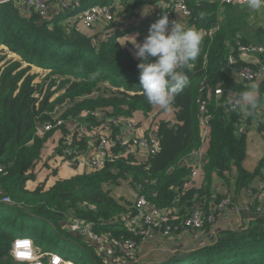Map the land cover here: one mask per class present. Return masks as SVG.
Listing matches in <instances>:
<instances>
[{"label": "trees", "instance_id": "16d2710c", "mask_svg": "<svg viewBox=\"0 0 264 264\" xmlns=\"http://www.w3.org/2000/svg\"><path fill=\"white\" fill-rule=\"evenodd\" d=\"M115 1L82 0V4L86 7ZM156 1L167 0H120V6L112 10L115 14L111 25H96L109 33L106 37L81 33L74 25L79 19L66 21L67 13L43 20L12 1L0 4V45L28 63L22 69H17L20 61L0 67V200L9 196L14 201L0 202V264H28L16 261L10 252L16 230L31 238L38 231L37 239H33L37 247L47 240L50 249L60 247L68 257L81 250L84 264H264V217L258 216L246 228L220 232L215 240L203 245L173 243L180 232L197 229L163 236L162 228H157L153 231L165 237L169 249L142 255L139 247L147 234H135L126 225L134 206L111 191V186L128 182L135 196L144 194L151 206L167 212L169 223L180 225L196 207L209 212L222 197L229 196L236 202L241 191L255 190L264 182V155L252 171L247 170L243 166L247 135L237 132L244 117L248 122L253 117L225 108L227 93H238L245 87L236 76V71L248 64L239 57V44L264 41L263 26L248 27L252 20L247 8L236 4L185 0L191 10L184 21L186 25L217 29L212 36H204L198 58L180 69L188 76V84L170 104L175 108V122L159 121L155 154L140 160L115 145L114 156L99 169L57 177L48 186L44 182L33 188L26 185L35 179V166L53 138L51 132L58 131L54 147L57 154L67 145L68 137L71 147L85 149L87 137L82 135L78 140L81 126L93 129L105 123L106 118L115 117L121 122L135 112L148 114L153 109L155 105L149 104L141 91L138 58L128 46L120 44L118 37L135 29L139 31L137 42H142L151 23L167 15L165 9L156 8L138 25H127L126 30L109 29L122 25L124 18H136L140 5ZM167 16L171 21L179 15ZM31 63L51 69L47 77L66 74L73 80L63 78L57 82L52 78L44 90L46 82L35 83L38 74L28 73ZM103 81L110 82L114 89L102 85ZM217 87L224 91L219 97L214 92ZM258 88L262 103L264 86ZM62 89L63 94L54 98ZM66 100L68 103L54 112ZM82 110L89 114L78 121ZM203 116H207L209 126L203 166L185 187L192 166L184 158L202 145ZM47 122L55 126L39 136L36 128ZM70 123L76 127H69ZM112 127L115 133L120 132V124ZM257 129L264 132L261 121ZM218 180L223 189L216 186ZM254 181L257 185H253ZM251 209L254 211V206ZM75 218L91 222L93 232L104 235L114 245L134 240L136 255L121 258L115 246L117 260L103 257L91 241L69 229L66 222ZM37 221L42 223L41 230H37ZM210 226L206 224L204 229Z\"/></svg>", "mask_w": 264, "mask_h": 264}, {"label": "built area", "instance_id": "2783aa9c", "mask_svg": "<svg viewBox=\"0 0 264 264\" xmlns=\"http://www.w3.org/2000/svg\"><path fill=\"white\" fill-rule=\"evenodd\" d=\"M9 1L14 2L16 6L27 13L32 12L37 14L43 20H49L62 13H67L68 17L66 21L79 19V21H82L88 27L96 26L100 23H111L115 14H113L112 10H114V7L120 6V0H116L111 4H92L86 7H83L82 0H0V4ZM213 1H218L221 5L236 4L242 7L241 0ZM161 6L165 9L167 15L175 13L182 16L185 20L191 15V10L186 5L185 0H167L158 5L157 8ZM216 29L217 28L214 27L210 29L199 28L198 30H200L204 36H212ZM238 50L240 53L244 54L264 56V46L257 44H239ZM236 76L244 85L261 82L264 80V60L258 59L254 63H248L240 67L236 71ZM112 88L114 89V87ZM214 92L217 97L224 93L223 89L220 87L215 88ZM234 94L236 93L228 92L227 96L229 97V95ZM88 114L89 111L82 110L78 121H81ZM259 117L264 122V94H262ZM105 120V123L95 126L93 129H88L84 126L78 129V140L81 139L82 135H85L88 139L85 149H78V146L71 147V138L68 137L66 141L67 145L62 149L60 154L55 156L59 159V162H64L71 168L83 166L87 168V171L99 169L106 161L112 159L115 145H119L124 150V153H134L136 157H138L139 151L146 152L145 158L149 154L156 153L159 144V135L157 131L159 121L153 116H149L147 120L144 119L145 121L141 123L133 118L121 119V122L115 117L106 118ZM70 124L71 125L68 124L69 127H76L75 123ZM119 124L120 132L115 133L112 126H118ZM200 124L202 129V145L184 158V162L192 166L190 176L184 183L185 187H188L189 183L198 176L203 166V155L209 131L207 116L201 118ZM54 126L55 124H52V122H47L44 126L37 127L36 133L39 136H43L46 131ZM237 132L239 134H246V125L241 124ZM1 169L0 167V171ZM246 194L251 198V205L255 208L254 211L263 213L264 182H260L255 190H246ZM0 202L14 204V201L9 196L2 197ZM242 209L238 201H232L229 196H224L219 200L215 208L209 212L196 207L180 225H173L168 222L169 216L165 210L151 206L145 195L141 194L136 195L134 211L131 217L127 219L126 225L129 226L135 234H148L150 231L162 228V235L169 236L170 234L185 229H203L206 224H214L220 215L227 213L238 215L241 213ZM66 223L69 224L67 226H69L70 230H73L83 237L88 236L100 244H105V242L108 241L104 235L94 233L92 223L87 220L75 218L68 220ZM114 246L117 247L121 258H134L137 253L136 242L131 239L116 242ZM56 251L50 248L40 251L39 247L35 245L33 238L22 234L13 238L10 250L16 261L27 262L28 264H78L67 256L63 257L58 253L59 251Z\"/></svg>", "mask_w": 264, "mask_h": 264}, {"label": "clouds", "instance_id": "9594fccd", "mask_svg": "<svg viewBox=\"0 0 264 264\" xmlns=\"http://www.w3.org/2000/svg\"><path fill=\"white\" fill-rule=\"evenodd\" d=\"M241 4L254 12L264 8V0H241ZM126 37L120 44L127 41L135 49L139 83L145 99L167 110L188 84V76L180 69L198 58L204 34L179 19L170 21L167 15H162L151 23L142 42H137L135 36ZM260 107L261 96L256 83L245 85L243 91L229 95L225 101L228 111H240L250 117H254Z\"/></svg>", "mask_w": 264, "mask_h": 264}, {"label": "rangeland", "instance_id": "374dc122", "mask_svg": "<svg viewBox=\"0 0 264 264\" xmlns=\"http://www.w3.org/2000/svg\"><path fill=\"white\" fill-rule=\"evenodd\" d=\"M161 3H162L161 1H156L154 4L144 3L143 5H140L139 13L136 16V18L135 17H130L129 19L128 18L122 19L121 20L122 25H119L118 27L113 26L112 28L109 29V32H115V31H118V29L126 30V28H128L127 25H131V26H133V24L138 25L140 23V21L142 20V19L140 20L139 18H143L144 19V18H147L148 16L152 15L153 11L155 10V8H157L158 5H160ZM242 7L247 8L246 6H242ZM145 11H147V12L145 13ZM247 11L250 14L251 20H252V23H250V25L248 27L256 28V25H261L264 28V9H261L259 11L254 12V11H252V10L247 8ZM178 19L181 22H183V23L185 21V19L182 16H180V15L178 16ZM75 24L77 25L76 28L81 33H84V34H88V35H95L96 34L98 37H106V36L109 35V33L103 31L104 29L102 27H100V26H90V27H88L82 21L74 22V25ZM108 24L111 25V23H108ZM72 26H73V24H72ZM138 32H139L138 30L129 29L125 34L122 33L121 35H119L118 41H120L122 43L124 39H127L126 36H137ZM124 44L126 46H128L132 50V52L134 54L135 49H134L132 43L126 41ZM257 45L264 46V41L259 42ZM21 58L22 57L20 55H18L17 53L11 51L10 49H8L5 46H1L0 45V67H2V68L5 67L6 68V67H9V66L13 65L17 61H20L21 62V66L19 68H17V69H22L23 67H26L28 65V63L23 62V60ZM50 70L51 69H45V68H43L41 66H38V65H35V64L31 63L28 73H30V74L37 73L38 74V76L35 78V83H37V82H39V83L46 82V83H44V90H45V85L47 84V82L52 80V78H55L57 80V82L60 81L63 78H66V79H70L71 78V77L67 76L66 74H62L60 78H58V76H56V75H50L49 77H47L49 72H50ZM70 80H73V79H70ZM101 84L104 85V86L112 87L111 83L108 82V81H103ZM262 86H264V82L263 83L259 82L258 83V87H262ZM101 88H102V89H100L101 91L104 90L103 87H101ZM62 94H63V89L59 90L55 94L54 98H57V97L61 96ZM263 94H264V92H263ZM66 102L68 103V101L66 100L63 104L58 105L56 107V109L54 110V112L58 111L62 107H64L66 105ZM138 114L140 115V119H137V118H133V119H137V121L139 123L147 120L149 118V116H153L158 121L164 120V121H167L169 123L175 122V108H173L171 106H169L167 108V110H164V109H161L159 106L155 105L153 107V109L148 114H143V113H138ZM138 114H133L134 115L133 117H135V115H138ZM245 116L248 117V115H246V114H245ZM243 120H244V122L247 121V119L245 117H244ZM251 121L252 120H250V122H248V121L247 122L252 124ZM257 124H258V122H257ZM51 134H52L53 138H51L49 140V142L46 144L44 153L42 154L40 160L38 161V163L35 166V179L27 181V183H26L27 187H29V188H33L37 184L45 182L48 179V177L50 176V174L54 173L55 170H56L55 171L56 174L58 173L60 162H59V159H57L55 157L57 155V153L54 150V147L56 145V140L58 138V131L56 130L54 132H51ZM138 159L141 160V158H139V157H138ZM111 189H112L111 191H113L114 195H116V196L124 195L126 193V190L127 191L128 190H131V191L133 190L132 192H133V194H135L134 193L135 189L128 182H124L123 185H118V186H116V185L114 186L113 185V186H111ZM130 196H132V195L130 194ZM254 213H257V212L254 211ZM37 225H38V226H36L37 230H41L42 223L37 221ZM67 225H69V224L67 223ZM203 230H206V229L203 228ZM17 231L18 230H16V232H15L16 236L21 235V234L17 233ZM38 234H39L38 231H36L33 234V237H34L33 239L34 240L37 239ZM49 234H47V237L49 236ZM61 244H63V242H61ZM48 248L49 247H48L47 240H44L42 246L39 247L40 251H43V250L48 249ZM56 250H54V251H56V252L59 251L58 253H60L63 257L67 256L66 251L60 249V247H58ZM69 258L72 259V261H74V262H76L78 264H84V258L82 257L81 250H79L77 252H72V254H71V256Z\"/></svg>", "mask_w": 264, "mask_h": 264}, {"label": "crops", "instance_id": "0c3cea01", "mask_svg": "<svg viewBox=\"0 0 264 264\" xmlns=\"http://www.w3.org/2000/svg\"><path fill=\"white\" fill-rule=\"evenodd\" d=\"M139 19L141 20L143 18H139ZM239 57L241 60L247 63H254L258 59L264 60V56L254 55V54L240 53ZM256 84L258 85V83ZM138 113L141 112H135L134 114H138ZM133 116L131 118L140 119L139 114L135 115V117ZM260 121L264 124V122L257 115L253 117L251 121L252 124L250 123L247 124L246 122H244V120L241 121V124L246 125L247 128L246 156L243 161V166L249 171H252L255 168L258 161L264 155V134L263 132H260L257 129V126L259 125ZM145 155H146L145 151H139L137 156L141 157V160H143L145 159ZM84 170H87V168L83 166L71 168L64 162L63 163L60 162L58 173L56 174L55 172L56 170L54 171V173H51L48 179L44 182V184L48 186L51 183H53L57 177H69L75 173H79ZM253 185H257V182L254 181ZM216 186L223 189L221 182L219 180ZM132 191L126 190V193L124 195H118L121 199L124 200V202L126 201L127 203H129L130 207H133L136 201V196L135 194H133ZM130 194L132 196H130ZM236 199L243 208L240 214L237 215L233 213H227L220 215L216 220V222L207 229L208 231L207 230L182 231L175 236V241H173V243H175L174 245L176 244L203 245V243H209L210 239L215 240L218 237V234H220V232L233 231L241 228H246L252 222L255 221V217L257 216L264 217V211L263 213H254L253 209H251L253 207L251 205V198L247 196L245 191H241L239 195L236 197ZM84 238L91 241L92 244L97 248L98 253L103 255V257L117 260V256H116L117 250H115V246H113L114 244L112 242L107 241L105 242V244H100L99 242H96L95 240H93L88 236L87 237L84 236ZM164 238L165 237H162L160 234L155 233L154 231H150L140 243V247H139L140 253H142V255H146L151 252H156L157 250L167 251L169 248L165 244L167 240H165Z\"/></svg>", "mask_w": 264, "mask_h": 264}, {"label": "water", "instance_id": "95a60500", "mask_svg": "<svg viewBox=\"0 0 264 264\" xmlns=\"http://www.w3.org/2000/svg\"><path fill=\"white\" fill-rule=\"evenodd\" d=\"M85 237H87V236H85Z\"/></svg>", "mask_w": 264, "mask_h": 264}]
</instances>
